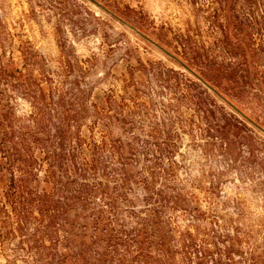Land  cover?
<instances>
[{
  "label": "rangeland",
  "instance_id": "374dc122",
  "mask_svg": "<svg viewBox=\"0 0 264 264\" xmlns=\"http://www.w3.org/2000/svg\"><path fill=\"white\" fill-rule=\"evenodd\" d=\"M0 264H264V0H0Z\"/></svg>",
  "mask_w": 264,
  "mask_h": 264
}]
</instances>
